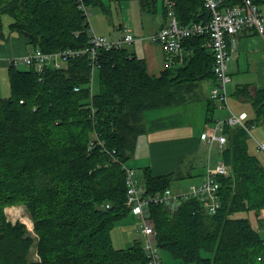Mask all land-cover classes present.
I'll return each instance as SVG.
<instances>
[{"label":"trees","instance_id":"16d2710c","mask_svg":"<svg viewBox=\"0 0 264 264\" xmlns=\"http://www.w3.org/2000/svg\"><path fill=\"white\" fill-rule=\"evenodd\" d=\"M158 1L139 0L151 13ZM174 1L181 23L208 17L203 0ZM83 3L107 10L102 0ZM80 4L0 0V40L7 36L3 15L8 14L13 18L10 33L24 36L33 49L87 47L91 27ZM207 41V35L186 39L190 60L159 76L149 74L145 59L126 47L102 49L99 89L93 94L87 54L43 71L35 65L8 66L11 93L0 97V264H148L142 239L128 248L113 245L114 224L131 213L126 171L99 144L92 150L89 144L98 134L127 163L145 129L147 111L201 100V80L215 81ZM253 99L257 123L264 120V89ZM211 101L208 123L215 109ZM224 133L228 141L220 156L230 174L218 178L221 206L216 213L192 197H182L176 206H150L157 244L174 264H264V238L251 216L238 215L252 212L258 222L264 210V165L250 153V135L243 127L226 125ZM189 175L180 167L162 174L143 170L147 193L163 192ZM16 204L27 205L37 236L23 222L8 218L5 208ZM33 245L37 260L30 258Z\"/></svg>","mask_w":264,"mask_h":264},{"label":"built area","instance_id":"2783aa9c","mask_svg":"<svg viewBox=\"0 0 264 264\" xmlns=\"http://www.w3.org/2000/svg\"><path fill=\"white\" fill-rule=\"evenodd\" d=\"M80 8L89 19V6L80 0ZM203 5L208 11L205 20L181 23L175 13V1L166 0V7L169 13V21L158 31L150 34L144 39L159 43L166 52V64L168 67H175L177 63L185 61L184 42L186 39L207 35L208 42L214 55L213 72L215 74L214 85L210 89V98L220 103L222 107L230 109L228 104V85L231 76L228 72V63L231 59V51L236 44V35L249 28H254L264 34V5H260L255 0H203ZM89 45L83 48H65L53 52H44L41 49H32L19 56L6 57L5 61L10 64L19 65L23 63L28 67L35 65L39 71H43L45 66L55 68L62 67L69 59L87 54L92 70L91 94L93 90V75L95 70L101 67L100 57L102 49L122 48L127 44H132L136 36L131 29H127L123 37L112 39L106 35L95 33L89 30ZM76 90L79 87L75 88ZM91 107V117L95 118L96 110ZM226 125L231 127H243L249 135H252L254 124L245 121L241 116L230 109V114L225 120H216L212 127H209L201 136L210 151L213 143L218 142L222 149L227 141L224 133ZM110 155L111 162L121 163L126 171V183L128 194V205L131 206V213L137 215L142 221L141 231L144 235L143 246L148 258V264H163L160 255V247L157 244L156 231L150 216V206L152 204H162L175 201L178 198H198L206 206L210 214H214L221 206L219 199L220 181L219 176H227L230 169L223 159L215 166H211L208 160L206 172L199 183H193L189 189L183 193H174L171 188L163 192L147 193V188L138 177L137 170L123 163L117 156L116 149L106 146V141L95 134L94 139L89 144V150L96 145ZM258 148L264 151V141H258ZM106 207L111 204L107 203Z\"/></svg>","mask_w":264,"mask_h":264},{"label":"crops","instance_id":"0c3cea01","mask_svg":"<svg viewBox=\"0 0 264 264\" xmlns=\"http://www.w3.org/2000/svg\"><path fill=\"white\" fill-rule=\"evenodd\" d=\"M159 1L161 4H159ZM159 1L155 12L152 13L155 16L154 21H148V18L143 15L145 11L139 3L140 6L137 7L139 21L134 20V16L131 14V19L121 20L118 25H114L113 27L117 30L111 34L112 37H115L112 39H119L123 37L127 29H131L136 36V40L130 44L131 48L125 47L128 48L131 54L145 59L149 74L154 76H159L167 68H173L168 67L166 64V52L163 47L157 42L143 38L158 31L169 21L166 0ZM259 1L260 5H264V0ZM89 22L90 29L93 30L91 18H89ZM0 41V67L2 68H8L9 66L4 60L5 56H7L6 53L10 52L7 57H14L33 49L27 43L25 37L21 35L10 33ZM205 45L207 51L211 53L212 48L209 42L207 41ZM184 47L185 61L177 63L175 67L184 66L192 57V49L188 48L187 45H184ZM228 72L232 79L228 85V104L230 109L245 121L254 122L257 117V108L253 98L259 90L264 89V34L254 28H249L240 31L236 35V44L231 51V59L228 63ZM203 81H209L211 87L215 82L208 79L201 80L200 87L203 99L177 108H160L146 112L145 129L137 139L134 155L127 162L130 167L137 170L138 177L142 183H144L143 175L140 176L138 170L141 169L143 172L146 167H150L154 174H162L185 166V172L190 174L189 176L193 175L197 167L196 175H199L201 180L206 172L208 160L211 166H215L212 163L213 159H215L216 163L222 159L218 142L213 143L212 151L210 149V153L207 156L206 153L209 148L201 136L209 127L214 125L216 120H225L230 114V109L222 107L218 101L211 99L210 93L207 96L204 95ZM200 87L198 88L199 92ZM210 101L212 105H215V109L213 111V121L208 123L206 117ZM201 102H205V105H201ZM198 105L200 106L199 111H202L205 120L203 128L195 124L193 112H191ZM198 121L201 122V119ZM255 123H252L254 127ZM257 123H264V120ZM250 137L258 144L259 140L253 133ZM261 141H264V139ZM257 157L264 165V155L258 154ZM181 200L182 198H178L169 203L172 206H176ZM258 223H260V226L257 228L262 233L264 231V210L259 216ZM140 239L143 240L142 237ZM170 260L169 264H174L172 258Z\"/></svg>","mask_w":264,"mask_h":264},{"label":"rangeland","instance_id":"374dc122","mask_svg":"<svg viewBox=\"0 0 264 264\" xmlns=\"http://www.w3.org/2000/svg\"><path fill=\"white\" fill-rule=\"evenodd\" d=\"M102 2L107 7L106 12L103 10L101 4H94L89 7V18H91V25L94 28L93 30L95 33L103 34L110 38H115L111 36V34L117 30L113 27L114 25H118V23L121 22V20H126L130 18L131 14L134 16L133 17L134 20L139 21L140 19L138 17L139 13L137 10V7L140 6L139 0H121V1L102 0ZM159 4H161V2ZM143 15L148 18V21L155 20V16L151 12L145 11ZM12 21H13V18L10 15L8 14L3 15L4 31L6 35L10 34L9 24ZM109 28H110V31L108 32ZM11 33L15 35H19L18 32H11ZM127 47L131 48L130 44H127ZM6 54L8 56L10 52ZM7 56H5V58ZM17 67L20 69L28 68V66L23 63H20L19 65H17ZM99 80H100L99 70H95L94 75H93V84H92L94 91H97L99 89ZM202 85H204V88H205L204 95L206 96L209 95L211 83L209 81H203ZM200 92L202 93L201 87H200ZM10 93H11V89H10L8 68L0 67V97H8ZM205 102H201L200 104L205 105ZM199 107H200L199 105L196 106V108H194V111L192 110L191 112H193L195 124L203 128L205 120L202 115V111L201 112L199 111L200 109ZM200 119H201V122L198 121ZM252 133L256 138H258L259 141L264 139V123H255V127L253 128ZM248 142H249L250 153L254 155L256 154L257 156L258 154L264 155V151L259 150L257 142L252 137L249 138ZM209 153L210 151L208 150L206 153L207 156ZM214 160L215 159H213L212 163L216 165L217 163ZM180 168H182L184 171L186 170L185 166H182ZM196 170H197V167L194 170L192 176L185 177V178L174 181L172 185V190L174 192H179L180 194H183L189 189V187L191 186L193 182L199 183L200 179H199V175H196L197 174ZM138 173L140 176L143 175V172L141 169L138 170ZM140 178L142 179V177ZM5 211H6L8 218L11 221L16 222L17 220H19L23 222L24 224H26L30 234L34 237L37 236L34 230L33 218L31 217V214L26 204L10 205L5 208ZM238 215L251 216L254 227L257 228L259 226L256 220V217L254 216V213L242 212L241 214H238ZM141 226H142V221H140V219L133 213L128 214L126 217L116 222L111 230V237H112L113 245L115 246V248H128V246L132 245L134 241L138 239L139 237L140 238L142 237L144 239V235L142 234V231H141ZM260 234L261 236L264 237V231ZM160 255H161L162 260L165 263L171 262L170 255L168 254V252L163 250L161 247H160ZM30 258L33 260H37L39 258L35 245H33L31 248ZM138 264H141V263H138Z\"/></svg>","mask_w":264,"mask_h":264},{"label":"bare ground","instance_id":"6f19581e","mask_svg":"<svg viewBox=\"0 0 264 264\" xmlns=\"http://www.w3.org/2000/svg\"><path fill=\"white\" fill-rule=\"evenodd\" d=\"M15 208V207H14Z\"/></svg>","mask_w":264,"mask_h":264}]
</instances>
